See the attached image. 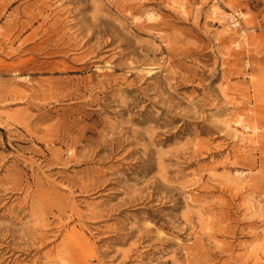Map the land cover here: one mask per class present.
Returning a JSON list of instances; mask_svg holds the SVG:
<instances>
[{"label": "rangeland", "instance_id": "obj_1", "mask_svg": "<svg viewBox=\"0 0 264 264\" xmlns=\"http://www.w3.org/2000/svg\"><path fill=\"white\" fill-rule=\"evenodd\" d=\"M116 30L121 42L91 53L90 38ZM124 36L139 52L162 49L146 62L157 77L127 68L135 48ZM173 73L185 82L170 113L154 106V88ZM133 81L154 102L146 113L171 122L133 128L177 132L89 160L109 156L99 142L119 131ZM195 144L210 151L181 164L174 210L153 190L158 160ZM129 148L143 150L122 158ZM97 178L113 185L92 191ZM133 191L153 200L131 203ZM70 237L90 247H77L86 264H264V0H0V264H55Z\"/></svg>", "mask_w": 264, "mask_h": 264}, {"label": "bare ground", "instance_id": "obj_2", "mask_svg": "<svg viewBox=\"0 0 264 264\" xmlns=\"http://www.w3.org/2000/svg\"><path fill=\"white\" fill-rule=\"evenodd\" d=\"M94 22H98V23H96V25H94V27L91 29L103 33L106 31V29L105 30L102 29V24H103L102 20L95 18ZM118 37H120L118 36V31L113 33V37L111 41L110 40L102 41V39H98V37L93 36L92 38H90V40L96 39L97 42L94 46L90 48L92 50L91 53L97 54V56L100 54L109 53L112 50L109 48L110 46L115 44L117 40L121 42L120 38H122V36L120 38ZM128 40L129 39L126 38V36H124L123 41L127 43L126 44L127 49L129 50L131 47L132 48L134 47L135 50L133 52L134 62L128 63L127 68H134L132 70H136V68L138 67L136 65L141 63L144 64L142 71H145V76H147V78L157 77V75L160 73L158 68L152 65H148L146 62L149 61L151 58H155L157 56L155 53L162 49L155 50L154 48H149L145 46V47H141L140 48L141 51L139 52L138 48L132 45V43L128 44V42L130 41ZM88 42L89 40L85 42V44H87ZM105 48H109V50H104ZM109 57L110 56H106L104 59H108ZM100 60L101 59H97L94 62H100ZM120 68L121 67L118 66L117 68H115V70L118 69L120 70ZM98 77H100V75ZM117 79L119 78H116V80ZM137 79L141 80L140 73L138 74ZM122 80L125 79L122 78ZM104 81L105 80L97 81V83L99 82L98 84H101L100 88H102V91H99L100 93H107V88L106 87L103 88L101 86H103L104 84H108L109 81L108 80H106V82ZM178 82L182 85L185 82V78L178 76L177 73H173L171 76H164L163 78L159 79L158 86L154 88V95H158L160 99L158 100V102H156V104H154L155 107L160 106L162 109H166V111L170 113L171 112L174 113L173 110H171V108L174 107L175 110L180 108L181 100L179 99V95L176 92L178 86L175 87V84ZM137 84L138 83L134 81L130 82L127 84V87L124 90L125 94H133V95H131L130 98H127L126 100H123L121 102V109L118 112L119 115L121 116L119 127H117L119 128V131H117L116 129L115 131H113L111 136L103 137L101 142H99L100 149L102 151L108 152L109 156L108 157L101 156L100 158V155H96V156H92L89 160H96L98 158L97 156H99L98 161H107L110 158L114 159L115 156L122 154L125 151V148L131 146L132 144L138 143L139 142L138 139L142 141L148 140L150 143H153L156 141V139H159L158 140L159 142L165 141L167 143L169 140L173 138V135L177 132V131H173V133H171L169 130L163 132H157L154 131V129L148 131V127L147 128L145 127L146 129L145 131H138L137 129L133 128L134 124L144 126L147 123H154L155 126L159 128L168 127L169 125H171L170 121L161 123L160 122L162 120L161 117L152 116L149 113H146V109L144 110L146 105L144 104L147 101H150V103H154V102L148 91L142 90L140 87L137 86ZM224 101H227L226 91H224ZM111 103L112 101L109 102L106 98L102 97L99 99L98 105L99 107L101 106L106 109L107 107H111L112 105ZM168 103L172 104L173 106L166 107V104ZM96 111H99V109H96ZM144 113L145 115L143 116ZM175 116H177L176 118H178V117H183L185 115L183 114L181 115L180 113L176 112ZM87 133L88 132H85L86 136ZM85 135L82 136L83 138L82 141H86L84 140ZM142 150L143 149L140 148L139 149L129 148V150L126 151L125 155H123L124 157L122 158L127 159L132 154L141 153ZM186 151L188 156L181 155L179 152H176L174 154L161 155L158 160L159 161L158 166L162 174V177L160 180L157 181L153 190L158 194L157 200H159L160 202H164L166 199L169 200V203L171 204L170 207H174V210L178 208V204H176L177 200H174V197L177 194L179 195V191H180L179 175L181 173L180 170L181 164H186L188 166L194 165L196 162H198V160L205 158L204 152H209L210 147L209 145L207 146L205 144L203 145L195 144ZM100 152H98L97 154H99ZM144 152L146 155H149L151 153L148 150ZM71 155L73 159L76 156L75 154H73V152L71 153ZM86 160L88 159H85V161ZM141 162L142 164L145 163L149 164V167L154 165V163L151 162L150 157L141 158ZM166 162L170 163V165L169 166L165 165ZM171 164L173 167H175L172 170L170 169ZM144 167H146L145 172L149 171V168H147L148 166H144ZM173 173H175L176 175L174 177H170V174ZM93 184L94 185L92 191H95L97 189L104 190L106 189V187L113 185V183H110V181L99 180L98 178L96 179V181H93ZM80 188L82 190V193H88L87 186H81ZM143 193L144 191H133L132 193L129 192V194L132 197L131 203H137L138 201L143 200L145 198L143 196ZM145 199H149V201H152L153 196H148ZM102 218H104V213L100 212L98 214H95L93 217H91L90 220H94L95 222H98V219H102ZM160 219H162V217H160ZM146 236H143V239ZM160 239H162V237ZM77 247L81 249V252L85 251L84 253H86V251H90L89 250L90 247L88 245L86 246L82 244L78 239H74L70 237L62 248H58L56 252L55 264H84V263L86 264V262L84 261V256H82L81 252L80 253L78 252ZM136 249L129 250L128 252L122 254L125 262L130 261V255Z\"/></svg>", "mask_w": 264, "mask_h": 264}]
</instances>
